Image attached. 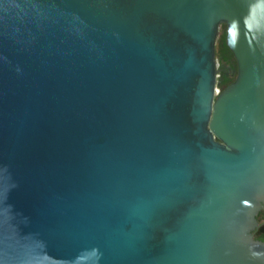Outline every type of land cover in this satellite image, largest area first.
<instances>
[{"label":"water","instance_id":"obj_1","mask_svg":"<svg viewBox=\"0 0 264 264\" xmlns=\"http://www.w3.org/2000/svg\"><path fill=\"white\" fill-rule=\"evenodd\" d=\"M262 209L264 0H0V264H264Z\"/></svg>","mask_w":264,"mask_h":264},{"label":"flooded vegetation","instance_id":"obj_2","mask_svg":"<svg viewBox=\"0 0 264 264\" xmlns=\"http://www.w3.org/2000/svg\"><path fill=\"white\" fill-rule=\"evenodd\" d=\"M223 25H225V24H223ZM216 57L218 60L217 69L219 71V76L222 80H226V82H224L222 84V86L224 88L225 86L230 84L236 77V74H237L236 59H235L232 51L229 49V47H228V50L224 53V55L222 57L223 60H221L217 54H216ZM257 218H258V221H264V209L259 211ZM257 228L253 231L254 237L256 239H258L264 233V230L258 231L256 233Z\"/></svg>","mask_w":264,"mask_h":264},{"label":"trees","instance_id":"obj_3","mask_svg":"<svg viewBox=\"0 0 264 264\" xmlns=\"http://www.w3.org/2000/svg\"><path fill=\"white\" fill-rule=\"evenodd\" d=\"M217 44H216V54L220 57L221 60H223L224 53L228 50V47L226 45V29L222 32L219 38H217ZM226 82V80H222L219 77V86L223 88L222 84ZM262 241H264V233L258 238Z\"/></svg>","mask_w":264,"mask_h":264},{"label":"rangeland","instance_id":"obj_4","mask_svg":"<svg viewBox=\"0 0 264 264\" xmlns=\"http://www.w3.org/2000/svg\"><path fill=\"white\" fill-rule=\"evenodd\" d=\"M224 29H226V25H221L220 27V31H219V35H218V38L220 37V35L222 34V32L224 31ZM218 43V42H217ZM220 77V76H219ZM261 230H264V221H259V226L257 228V231H261Z\"/></svg>","mask_w":264,"mask_h":264}]
</instances>
